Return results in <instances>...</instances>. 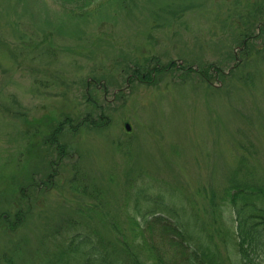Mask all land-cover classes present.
<instances>
[{"label":"rangeland","instance_id":"rangeland-1","mask_svg":"<svg viewBox=\"0 0 264 264\" xmlns=\"http://www.w3.org/2000/svg\"><path fill=\"white\" fill-rule=\"evenodd\" d=\"M10 5L11 0H0V253L19 244L35 247L41 230L49 228L45 220L54 222L67 212L60 206L73 192L58 190L73 166L89 169L105 185L114 205L107 212L116 217L133 214L130 199L143 176L146 185L161 187L168 200L177 192L198 197L202 211L191 219L204 220L207 227H199L205 239L222 220L219 210L207 206L220 199L239 166L254 167L253 175L244 174L246 184L264 187V0L106 5L98 9L90 47L70 48L82 56L67 51L54 61L31 54L56 45L52 31H42L44 23L56 25L59 18L51 14L38 22L32 11ZM181 9L183 18L177 20L175 12ZM28 22L34 26L25 27ZM72 27L76 23L69 22ZM92 115L93 120L104 116L107 128L86 127L75 135L73 127L92 121ZM51 132H60L65 159L57 166L69 178H55L47 192L30 191L31 217L20 228L13 222L6 228L5 220L25 209L18 206L19 187L33 183L32 172H42V179L59 161L56 145L49 143ZM111 179L131 185L120 192ZM224 220L227 234L232 222ZM121 222L128 230L130 221ZM225 234L218 240L221 260L243 264L239 251L225 246ZM160 240L161 234L159 247ZM169 251L179 254L175 248Z\"/></svg>","mask_w":264,"mask_h":264},{"label":"trees","instance_id":"trees-1","mask_svg":"<svg viewBox=\"0 0 264 264\" xmlns=\"http://www.w3.org/2000/svg\"><path fill=\"white\" fill-rule=\"evenodd\" d=\"M11 1L12 9L23 7L32 11V16L39 17L38 22H45V19L53 17L51 14L55 16L54 18H59L56 25L52 22L44 23L42 31V33L46 30L52 31L56 45L46 46L40 52L31 54L42 57L46 61L57 60L63 53L71 51L72 45L84 50L88 49L93 41L92 32L98 25L97 20L101 14L98 13V9L106 5L107 8H114L111 4L119 5V3L128 2V0ZM21 2L22 4H17ZM52 5L60 9L56 11ZM175 13H179L178 20L183 18L184 10H176ZM27 15L30 16L31 12ZM69 22L76 23L74 30L73 27L68 29ZM27 25L34 26L29 22L25 24V27ZM260 30L264 31V24ZM247 37L253 39V35ZM72 53L82 56V54ZM93 105H95L94 102ZM103 118L104 116H101L100 119L93 120L92 115V121L88 118L79 127L76 124L72 131L75 135L86 127L95 131H104L108 125L101 120ZM56 131L59 130L56 129ZM59 134L60 132H51V141H49L50 144L53 142L56 145L59 161L51 163L52 166L42 179L38 177V173L42 172H32L33 183L28 186L24 183L19 187L21 195L18 206L19 208L25 206V209H20V212L12 217L15 218L14 220H5L6 228L9 222H13L11 224L14 227L20 228L31 217L34 201L29 196L30 191L44 193L47 192L46 186H49L55 178H69L58 171L60 166L57 165L65 159V146L58 144ZM244 174L253 175L254 167L239 166L229 178L228 183L223 186L224 188L222 187L220 199L207 206L219 210L222 220L218 223V229L213 234L207 233L205 239L206 232L199 227H207L204 220L196 216L191 219L193 214L196 215L202 211L198 197L187 195L183 198L177 192L173 200H168L161 187L155 184L154 186L146 185L145 176H143L144 181L134 187L133 198L130 199L133 214L122 213L121 217H116L107 212L114 205L111 202L113 197L108 195L105 185L99 184L89 169L84 170L82 166H73L70 179L64 184L58 180L61 184L58 191L61 194L66 191L73 192L69 198L63 199L64 205L60 206L67 212L59 215L54 222L51 218L49 221L45 220V225L49 228L41 230L40 242L35 247L27 250L23 244H19L8 251L1 252L0 264H156L155 258L158 259V264H180L179 258L182 264H226L221 260L223 254L218 244L220 234H225L223 228L226 225L225 217L232 222L230 233L226 228L225 236L229 235L231 240L225 238L224 243L228 239L225 246L235 247V250L242 255L241 257L238 254L243 264H264V187L246 184L248 180ZM110 182L116 184L115 188L120 192H125L123 187L131 185V182L115 183L114 179ZM164 187L170 188V185L166 183ZM154 192L159 195L155 197ZM68 203L71 204L69 209L66 206ZM143 209L147 211L141 212ZM6 214L8 218H11L10 212ZM122 219L130 221L128 230L124 229ZM2 222L4 221L0 220V223ZM134 231L136 235L131 240L129 235ZM159 234L164 238L160 240L161 247L156 244V237ZM130 240L133 241L132 244ZM170 247L178 249L179 254L178 252L172 254L169 251ZM250 255L252 258L249 257ZM227 257L233 260L229 253Z\"/></svg>","mask_w":264,"mask_h":264},{"label":"bare ground","instance_id":"bare-ground-1","mask_svg":"<svg viewBox=\"0 0 264 264\" xmlns=\"http://www.w3.org/2000/svg\"><path fill=\"white\" fill-rule=\"evenodd\" d=\"M258 32V31H257ZM261 34V32H259ZM254 36V35H253ZM256 36H258V34H256L254 37L256 38ZM30 153H31V150H30Z\"/></svg>","mask_w":264,"mask_h":264},{"label":"water","instance_id":"water-1","mask_svg":"<svg viewBox=\"0 0 264 264\" xmlns=\"http://www.w3.org/2000/svg\"><path fill=\"white\" fill-rule=\"evenodd\" d=\"M127 130H130V126H126Z\"/></svg>","mask_w":264,"mask_h":264}]
</instances>
